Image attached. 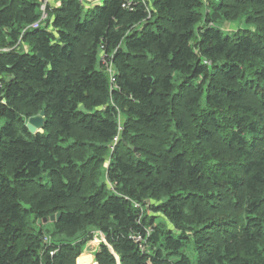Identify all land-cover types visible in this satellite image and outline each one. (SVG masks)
<instances>
[{
  "label": "trees",
  "instance_id": "1",
  "mask_svg": "<svg viewBox=\"0 0 264 264\" xmlns=\"http://www.w3.org/2000/svg\"><path fill=\"white\" fill-rule=\"evenodd\" d=\"M43 1L0 0V264H264V0Z\"/></svg>",
  "mask_w": 264,
  "mask_h": 264
},
{
  "label": "rangeland",
  "instance_id": "2",
  "mask_svg": "<svg viewBox=\"0 0 264 264\" xmlns=\"http://www.w3.org/2000/svg\"><path fill=\"white\" fill-rule=\"evenodd\" d=\"M46 0H44L42 2V5L43 3H45ZM52 1V0H48L47 1V5L48 3ZM59 0H54V3H58ZM42 11V10H41ZM43 12V11H42ZM220 28H222L225 32L227 33H233L234 31H237L239 28H245L247 26L246 24V21L244 18L242 19H239V20H224L222 21L220 24H219ZM248 27H250L251 29L254 30V26L252 25H249ZM111 71H114V66L111 67ZM109 71V75L110 77H112V72ZM40 114H38L37 116H39ZM119 121L122 122L123 121V115L119 109ZM29 121V120H28ZM27 121V123H28ZM40 132H44V130L42 129ZM118 141V140H117ZM117 141L114 142V144L112 145V149L114 148V145L117 143ZM109 160V159H108ZM106 181L109 183L110 185V182L108 179H106ZM50 231L53 230V227L52 225L48 224L46 226ZM50 233H48V240H51V236H49ZM100 241H105L104 240V236L102 235V233L100 232H97L95 234V238L93 240H90L89 242H87V244L84 246L83 250H82V253L81 255L77 258V262L76 264H99L98 261L96 260V252L99 248V244H100ZM109 248L111 249L112 253H114L116 259H117V263L118 264H121L120 263V258L119 256L114 252V249L112 248V246L108 245Z\"/></svg>",
  "mask_w": 264,
  "mask_h": 264
},
{
  "label": "water",
  "instance_id": "3",
  "mask_svg": "<svg viewBox=\"0 0 264 264\" xmlns=\"http://www.w3.org/2000/svg\"><path fill=\"white\" fill-rule=\"evenodd\" d=\"M41 56V54H39ZM45 123V111H41L39 116L32 117L29 119L27 123V127L32 133H38L43 129ZM60 216V213H57L56 215H52L50 218H44L42 222L46 223L48 220L55 221Z\"/></svg>",
  "mask_w": 264,
  "mask_h": 264
},
{
  "label": "built area",
  "instance_id": "4",
  "mask_svg": "<svg viewBox=\"0 0 264 264\" xmlns=\"http://www.w3.org/2000/svg\"><path fill=\"white\" fill-rule=\"evenodd\" d=\"M47 1H48V0H46L45 3H43V5H41V10L43 11V12H42L41 19H39L37 22H35V23L32 25V27H38L39 24H40V22H41L42 20H44V19L47 17V12H46ZM81 1L84 2V1H89V0H81ZM132 1H133V0H126L127 5L131 4ZM110 71H111V70H110ZM141 240H142V237H138V241H141Z\"/></svg>",
  "mask_w": 264,
  "mask_h": 264
}]
</instances>
